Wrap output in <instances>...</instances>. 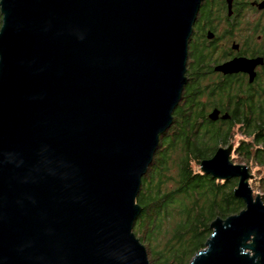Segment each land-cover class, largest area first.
Instances as JSON below:
<instances>
[{
    "label": "water",
    "instance_id": "water-1",
    "mask_svg": "<svg viewBox=\"0 0 264 264\" xmlns=\"http://www.w3.org/2000/svg\"><path fill=\"white\" fill-rule=\"evenodd\" d=\"M203 1L0 0V264H150L136 198L183 98ZM233 151L201 170L238 178L246 207L212 222L190 264H264V200Z\"/></svg>",
    "mask_w": 264,
    "mask_h": 264
},
{
    "label": "trees",
    "instance_id": "trees-1",
    "mask_svg": "<svg viewBox=\"0 0 264 264\" xmlns=\"http://www.w3.org/2000/svg\"><path fill=\"white\" fill-rule=\"evenodd\" d=\"M203 12L205 9L200 18ZM195 68L200 82L191 78L185 86L173 124L160 135L136 198L142 212L133 231L146 246L150 264H190L207 248L212 222L246 207L234 193L238 178L220 180L201 170V161L210 158L221 145H228L234 132L239 130L252 137V141L240 140L238 151L264 168V97L253 99L251 95L244 99L229 93L232 82L225 80L216 84L217 97L205 99L201 82L205 67L202 63ZM224 93L229 95L226 100L237 103L232 110L235 113L229 120L214 122L208 110L213 103H224ZM260 184L262 193L258 195L264 200V176Z\"/></svg>",
    "mask_w": 264,
    "mask_h": 264
},
{
    "label": "flooded vegetation",
    "instance_id": "flooded-vegetation-1",
    "mask_svg": "<svg viewBox=\"0 0 264 264\" xmlns=\"http://www.w3.org/2000/svg\"><path fill=\"white\" fill-rule=\"evenodd\" d=\"M208 8L209 13H206ZM203 9L206 14L203 12L200 18ZM240 59L261 61L252 65L251 69L235 72L224 73L216 69L222 64ZM202 63L205 67L201 81L204 84L205 99L217 97L219 89L216 84L225 80L232 82L233 89H228L229 93L244 96V99L251 95L253 99L264 97V0L202 2L188 45L187 83L191 78L200 82L196 79L195 67ZM223 96V104L213 103L208 110V113L219 111V118L212 120L214 122L229 120L232 113H235L232 111L237 106L235 100L231 103L226 100L229 98L227 93ZM240 144L239 141L234 145V151H238Z\"/></svg>",
    "mask_w": 264,
    "mask_h": 264
},
{
    "label": "rangeland",
    "instance_id": "rangeland-1",
    "mask_svg": "<svg viewBox=\"0 0 264 264\" xmlns=\"http://www.w3.org/2000/svg\"><path fill=\"white\" fill-rule=\"evenodd\" d=\"M234 133L235 134L231 140L234 145H237L240 140L252 141V137L248 134L241 133L239 130ZM231 160L236 164H246L247 166H249L251 173L254 175L253 178L249 179L250 186L255 196L261 194L262 188L260 184V178L264 176V168L258 165L256 161H248L247 158H245L237 150L233 151L231 155Z\"/></svg>",
    "mask_w": 264,
    "mask_h": 264
},
{
    "label": "bare ground",
    "instance_id": "bare-ground-1",
    "mask_svg": "<svg viewBox=\"0 0 264 264\" xmlns=\"http://www.w3.org/2000/svg\"><path fill=\"white\" fill-rule=\"evenodd\" d=\"M181 104V103H180Z\"/></svg>",
    "mask_w": 264,
    "mask_h": 264
}]
</instances>
